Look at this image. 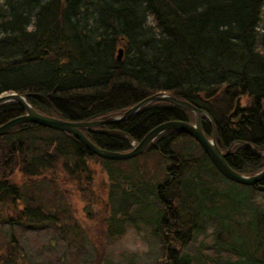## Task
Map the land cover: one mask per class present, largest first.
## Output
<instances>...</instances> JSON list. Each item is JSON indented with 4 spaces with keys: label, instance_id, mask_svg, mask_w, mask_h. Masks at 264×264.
<instances>
[{
    "label": "trees",
    "instance_id": "16d2710c",
    "mask_svg": "<svg viewBox=\"0 0 264 264\" xmlns=\"http://www.w3.org/2000/svg\"><path fill=\"white\" fill-rule=\"evenodd\" d=\"M260 47L264 0H0V93H21L42 113L90 120L117 116L166 91L208 113L217 146L228 150L225 161L245 173L264 164ZM23 111L14 99L1 101L0 124ZM191 117L190 109L153 99L125 118L79 128L96 145L123 151L158 123ZM200 127L210 135L204 114ZM149 154L164 162L160 172L137 166L124 172L69 132L19 121L0 133L3 220L64 233L77 227L65 185L75 182L85 205L94 203L91 165L98 163L108 177L107 226L145 224L160 250L156 264H195L188 243L205 221L211 239L204 260L264 264V204L253 196L255 184L223 176L199 143L176 128L162 130L140 154L122 160ZM17 172L20 181L13 179ZM225 185L235 194L229 202ZM16 240L12 233L5 238L6 252ZM6 252L1 264H13ZM18 258L24 259L20 250Z\"/></svg>",
    "mask_w": 264,
    "mask_h": 264
},
{
    "label": "rangeland",
    "instance_id": "374dc122",
    "mask_svg": "<svg viewBox=\"0 0 264 264\" xmlns=\"http://www.w3.org/2000/svg\"><path fill=\"white\" fill-rule=\"evenodd\" d=\"M261 50L264 51L263 48ZM6 91L9 90L1 93ZM201 115L203 113H200ZM190 120H193L192 117ZM122 159H114L112 165L122 168L124 172L134 169L135 166L146 173L149 169L159 171V167L164 164L154 154L140 155L129 160ZM91 167L93 179H91L90 192L96 199L94 203L85 205V200L72 187V183L75 182H66L65 185L64 195L77 227H68L65 233L52 226L24 228L13 225L11 227L3 220L5 209L0 208V254L6 252L3 244L5 238L7 239L12 233L17 243L14 248L9 250L7 248L6 258L13 264H86L93 258L97 259L95 264H156L157 261L154 260L160 255V250L145 224L138 223L137 226L135 223L125 222L115 231L107 226L106 218H109L110 210L108 177L100 164L93 163ZM153 167L157 169H152ZM15 175H19V172L14 174L13 179L20 181L21 176L15 178ZM219 185L223 186L224 181ZM223 191L228 197L227 202L232 200V195H235L233 191L228 190L226 185ZM253 196L264 204V189H257L253 192ZM210 225L205 221L204 227L196 230L194 239L188 243L187 249L196 255L195 264H210L206 259L204 260L205 254L210 253L208 247L211 239ZM18 250L23 253L24 259L18 258ZM1 262L0 258V264Z\"/></svg>",
    "mask_w": 264,
    "mask_h": 264
},
{
    "label": "water",
    "instance_id": "95a60500",
    "mask_svg": "<svg viewBox=\"0 0 264 264\" xmlns=\"http://www.w3.org/2000/svg\"><path fill=\"white\" fill-rule=\"evenodd\" d=\"M122 48L119 46L116 49V58L119 59L121 56ZM16 100L23 108V113L13 116L0 124V133L5 132L10 126L19 121H32L44 126L52 127L59 130H64L66 132L74 135L83 145H85L91 152L95 153L100 157H107L111 159H122L134 156L140 153L146 146L152 141V138L166 128H176L183 132L191 135L202 147L203 151L206 153L210 161L216 167V169L226 178L233 180L242 184H255L257 189H264V184L259 181L264 177V164L263 166L253 172L244 173L231 168L224 159L225 154L228 150H221L214 139V129L212 125V120L208 113L188 102L187 100L175 96L166 91H158L143 97L134 104L130 105L124 109L119 115L110 118H94L90 120H70L57 117L54 115L42 113L35 108H33L30 103L25 99L24 95L14 91H6L0 93V102L6 100ZM153 99H161L177 105L183 106L190 109L193 112V120L188 121L185 119H168L158 123L157 125L150 128L130 149L128 150H112L106 149L96 145L92 142L79 128L80 126H93L99 123H105L109 121H115L118 119L125 118L132 114L136 109H138L144 103H147ZM238 99V98H237ZM236 99V100H237ZM200 113L206 115L211 124V133L207 136L200 127ZM259 122L263 132L264 140V97L261 102V108L259 109ZM264 155V152H263Z\"/></svg>",
    "mask_w": 264,
    "mask_h": 264
},
{
    "label": "bare ground",
    "instance_id": "6f19581e",
    "mask_svg": "<svg viewBox=\"0 0 264 264\" xmlns=\"http://www.w3.org/2000/svg\"><path fill=\"white\" fill-rule=\"evenodd\" d=\"M153 22H152V20H151V17H148V23L147 24H152ZM116 57V56H115ZM118 60V59H117ZM15 92V91H14ZM238 100H239V98L236 100V103H235V106H236V104H237V102H238ZM262 102V101H261ZM239 103V102H238ZM176 105V104H175ZM250 105V104H249ZM234 106V107H235ZM261 108V107H260ZM49 128V127H48ZM58 130V129H57ZM4 133V132H3ZM68 133V132H67ZM70 134V133H69ZM204 161V160H203ZM220 173V172H219ZM245 173V172H244ZM195 177V176H194ZM206 181V180H205ZM232 181V180H231ZM178 182H180V181H178ZM183 182V181H182ZM214 182V181H213ZM212 182V183H213ZM233 182V181H232ZM181 183V182H180ZM179 183V184H180ZM184 183H185V181H184ZM184 183H182V184H184ZM190 183V182H189ZM238 183V182H237ZM236 183V184H237ZM191 184V183H190ZM185 185V184H184ZM240 185V184H239ZM181 186V185H180ZM183 186V185H182ZM242 186H243V184H242ZM187 187V186H186ZM210 187H211V185H210ZM182 188V187H181ZM190 188V187H189ZM216 188H218V187H216ZM243 188H245V187H243ZM247 188V187H246ZM245 188V189H246ZM249 189H250V187H248ZM186 191V190H185ZM248 191V190H247ZM252 191V190H251ZM249 192V191H248ZM211 201V200H210ZM262 207V206H261ZM244 224V223H243ZM244 227V226H243Z\"/></svg>",
    "mask_w": 264,
    "mask_h": 264
}]
</instances>
